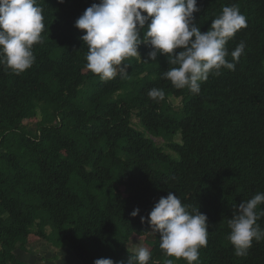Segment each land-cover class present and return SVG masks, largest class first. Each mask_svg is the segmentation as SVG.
I'll use <instances>...</instances> for the list:
<instances>
[{
	"label": "trees",
	"instance_id": "obj_1",
	"mask_svg": "<svg viewBox=\"0 0 264 264\" xmlns=\"http://www.w3.org/2000/svg\"><path fill=\"white\" fill-rule=\"evenodd\" d=\"M37 2L45 28L34 64L20 75L0 65V264H27L19 253L29 252L31 234L71 251L76 264H127L131 239L153 234L149 264H187L167 257L141 221L169 191L208 217L199 264H264V240L246 256L228 240L234 209L264 192V0H198L201 31L224 6L247 21L226 46L245 42L235 70L210 75L199 94L164 78L168 58L151 60L147 44L124 61L126 78L101 81L86 68V30L75 27L99 0ZM152 88L180 104L163 108ZM32 119L34 131L25 126ZM257 223L264 229V217Z\"/></svg>",
	"mask_w": 264,
	"mask_h": 264
},
{
	"label": "clouds",
	"instance_id": "obj_2",
	"mask_svg": "<svg viewBox=\"0 0 264 264\" xmlns=\"http://www.w3.org/2000/svg\"><path fill=\"white\" fill-rule=\"evenodd\" d=\"M61 3L64 0H60ZM200 11L198 0H99L75 21L84 31L80 37L87 45L86 68L101 81L121 79L128 75L130 57H141L138 48L147 44L152 49L148 57L156 61L166 55L169 69L163 77L176 89H188L199 94L201 82L210 75L218 76L222 69L235 70L244 53L241 41L229 53V40L247 27L246 17L236 5L224 6L207 31L197 26L195 13ZM42 8L37 0H0V65L16 75L25 72L35 62L33 47L43 44ZM177 49L180 51L177 52ZM231 55L232 61L227 57ZM148 62L147 59H144ZM148 96L163 101L165 92L152 88ZM264 192L241 202L228 220V240L234 254L246 256L253 241L264 240V229L257 221L264 217ZM178 195L169 191L149 213L141 217L160 236L159 247L167 257L183 258L187 264H199L202 247L208 242V217L199 208L189 211ZM139 208L132 211L133 217ZM151 252L139 246L131 253L127 264H149ZM94 264H117L111 258H98ZM119 264H124L120 261ZM155 264V262H153ZM163 264H174L166 259Z\"/></svg>",
	"mask_w": 264,
	"mask_h": 264
},
{
	"label": "rangeland",
	"instance_id": "obj_3",
	"mask_svg": "<svg viewBox=\"0 0 264 264\" xmlns=\"http://www.w3.org/2000/svg\"><path fill=\"white\" fill-rule=\"evenodd\" d=\"M180 99L171 98L170 100H163L161 101L162 107L167 108L169 105L178 106L180 104ZM36 119L28 120L25 122V126L31 130H35L36 127ZM134 122L138 128H142L137 119H134ZM13 139V133H9L7 135V144ZM159 144H163V140L156 139ZM158 169H162L156 165H154ZM33 238V237H32ZM153 239V234H149L146 237H139L134 236L131 239V243L129 244V248L134 251L136 247L144 246L150 250L149 241ZM44 241V240H43ZM56 248L52 246L50 243L44 241V245L42 243L35 242L32 240L31 246L29 247L28 253H19V256L24 259L27 264H76L77 260L75 259L74 255L71 251L65 250L68 255H65L64 252H60L55 250ZM25 255V257H24Z\"/></svg>",
	"mask_w": 264,
	"mask_h": 264
},
{
	"label": "crops",
	"instance_id": "obj_4",
	"mask_svg": "<svg viewBox=\"0 0 264 264\" xmlns=\"http://www.w3.org/2000/svg\"><path fill=\"white\" fill-rule=\"evenodd\" d=\"M33 237V238H32ZM32 240H34L35 242H40L42 243V246L44 245V239H42L41 237L37 236V234H31L30 238H29V244H28V248L31 246ZM44 240V241H43ZM46 242V241H45ZM48 243V242H47ZM57 250V249H55ZM25 257V255H24Z\"/></svg>",
	"mask_w": 264,
	"mask_h": 264
}]
</instances>
